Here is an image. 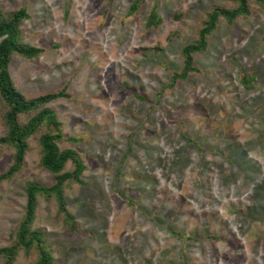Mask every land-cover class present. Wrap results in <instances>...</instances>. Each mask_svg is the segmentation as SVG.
<instances>
[{
    "label": "rangeland",
    "instance_id": "obj_1",
    "mask_svg": "<svg viewBox=\"0 0 264 264\" xmlns=\"http://www.w3.org/2000/svg\"><path fill=\"white\" fill-rule=\"evenodd\" d=\"M131 2L0 0L4 12L26 9L21 39L43 49L11 56L12 82L26 98L64 89L47 106L78 140L58 146L86 166L84 185L64 189L77 230L41 197L32 228L60 264H264V8L249 0L248 15L220 20L193 56L198 71L166 87L203 14L232 0H141L129 13ZM153 8L161 22L146 28ZM39 134L0 183V248L23 216L25 182H52ZM12 153L0 145V173ZM35 256L19 251L12 264Z\"/></svg>",
    "mask_w": 264,
    "mask_h": 264
},
{
    "label": "trees",
    "instance_id": "obj_2",
    "mask_svg": "<svg viewBox=\"0 0 264 264\" xmlns=\"http://www.w3.org/2000/svg\"><path fill=\"white\" fill-rule=\"evenodd\" d=\"M140 1L132 0L129 13L139 7ZM252 1L264 8V0ZM232 4L229 8L214 5L203 14L196 38L184 45L180 51L181 69L171 73L166 87H172L177 80H183L189 73L198 71L193 65V56L205 51L208 37L220 20L231 23L249 14V0H232ZM27 17L25 8L7 12L0 10V118L5 128V134L0 137V145L13 149L11 164L0 173V183L11 179L21 170L28 150L27 140L37 132H40L37 138L39 166L51 173L52 182L49 185H43L34 180L25 182L23 216L13 240L8 246L0 248V255L2 264H12L19 251L28 254L33 249L36 256L29 264H60L56 262L50 248L45 244L41 231L32 228L37 198L52 200L56 214L62 218L66 228L70 232H75L77 230L75 217L66 208L64 189L71 183L84 185L81 175L86 166L76 150L58 146V143L64 139L71 142L78 140L75 137L64 136L61 122L57 119L55 111L47 106L49 102L59 97H66L64 89L26 98L15 87L8 74L7 66L13 54L32 59L43 52L42 48L31 46L21 39L19 25ZM160 22L161 18L153 8L147 15L145 27L158 26ZM251 81V77H241V83L246 88L251 87ZM22 118L25 120L22 121ZM67 163L71 164L70 170H65Z\"/></svg>",
    "mask_w": 264,
    "mask_h": 264
}]
</instances>
